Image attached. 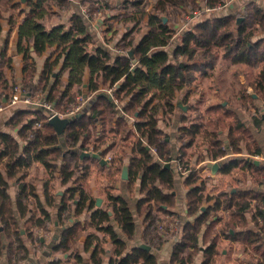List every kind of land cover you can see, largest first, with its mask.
I'll return each instance as SVG.
<instances>
[{
  "label": "trees",
  "instance_id": "trees-1",
  "mask_svg": "<svg viewBox=\"0 0 264 264\" xmlns=\"http://www.w3.org/2000/svg\"><path fill=\"white\" fill-rule=\"evenodd\" d=\"M24 1L27 9L19 10L24 15L18 21L12 15L8 18L11 27L15 26L17 30L16 48L22 53L23 83H29L34 92L44 93V99L59 112L70 108L77 95L83 94V88L88 99L81 114L64 127L62 140L53 125L48 123V111L39 107L19 108L6 120L9 128L16 129V135L0 131V164L5 173L0 171V257L4 258L5 264H18L27 256L28 247L19 232L18 219L27 213L28 194L33 197L32 201L39 211L37 218L33 215L30 217L32 224L44 228L48 221L49 213L39 203L32 187L21 181L27 168L37 162L49 175L58 173L62 183L72 180L75 185L68 187L60 199L57 219L64 224V228L54 250L69 248L72 235L79 227L71 214L74 216L86 209L88 225H93L102 235H107L115 247L116 264H155L153 253L141 246H134L123 254L127 243L116 233L114 224L127 235L134 230L133 213L123 196L107 191L108 203L104 208L94 207L93 200L85 204L87 195L82 192V180L87 171L85 167L83 171L78 168L80 152L91 146L94 152L100 151L103 155L110 152L118 140L122 145L128 139L131 140L132 151L126 163V181L135 184L138 180L139 183L136 213H145L143 242L158 247L167 238L159 234L154 220L161 213L172 212L171 208L175 205V173L170 166L172 146L168 135L159 126L162 113L172 111L178 99L182 103H189L197 94L190 86L196 85L197 78L212 68L219 56L256 67L257 74L252 86L260 100L264 101V8L250 0L236 12L221 16L203 13L185 22L184 27L176 33L173 26L175 19L179 17L183 20L187 12L197 10V0H156L148 11H145L147 0H117L126 14L121 21L132 26L118 39V48L113 53L96 44L89 25L90 19L83 17L79 9L71 11L70 0ZM81 1L89 5V10L96 8L97 0ZM113 1L103 0V3L105 7L112 8ZM222 1L205 0V3L213 6ZM13 6L18 7V1ZM117 7L114 4V8ZM67 13V18L62 19V15ZM118 14L120 12L112 13L106 19ZM145 16L142 24L148 29L134 42L129 33L137 28ZM174 39L176 42L170 51L167 48H171ZM7 40L8 35L4 38L0 52V101L8 98L13 87V83L9 84L4 76V68L8 65L5 56ZM47 50L49 53L42 68L37 71L34 56L42 55ZM65 73L67 76L64 80ZM263 114L259 112V117L254 116L252 122L255 125L264 122ZM201 117L198 113L192 118L186 115L179 118V145L176 151L183 157L186 148L199 136L203 143L207 141L208 155L214 159L224 156L227 149L223 147L218 132L206 129ZM234 119L233 125L228 124L231 151L241 152L240 139L248 137L254 145L250 147L246 142V151L250 154L262 153L260 144L248 128L240 119ZM38 122L39 126L36 125ZM233 162L234 159H230L221 170L229 169ZM166 163L169 166H165ZM243 163L256 169L257 176L262 177L260 185L264 186V163L256 165L245 159ZM121 165L122 159L117 155L115 167L120 169ZM17 174L19 177L16 179L20 182L14 207L18 216H15L7 188L8 179ZM182 176V183L187 186L185 198L188 219L182 224L180 238L172 245L171 264H194L199 252L201 259L198 264H211L214 254L218 252L217 236L228 235V229L231 227L234 231L236 225L245 228V212L251 209L255 228L234 231L229 236L234 238L242 233L247 241L262 239L264 192L241 191L236 196L232 194L225 197L229 218L217 228L219 217L211 211L214 212L218 207L219 199L216 198L211 207L202 209L205 198L203 183L198 181L192 168ZM76 190L78 197L73 202ZM253 198L255 201L252 204ZM257 217L261 218L260 223ZM68 219H72L70 224L65 223ZM212 231L215 234L212 235ZM104 236L90 232L83 243L84 250L92 248L89 254L91 264L101 263L106 241ZM25 237L31 243L40 241V237H34L33 229L29 227L25 228ZM153 237L158 238V241L148 242ZM73 257L71 264L83 261L79 254ZM58 262L53 260L46 264Z\"/></svg>",
  "mask_w": 264,
  "mask_h": 264
},
{
  "label": "crops",
  "instance_id": "crops-1",
  "mask_svg": "<svg viewBox=\"0 0 264 264\" xmlns=\"http://www.w3.org/2000/svg\"><path fill=\"white\" fill-rule=\"evenodd\" d=\"M19 3L18 7H14L13 3ZM72 2L76 0H71ZM225 0L222 1L224 3ZM250 0H230L227 4L220 8H215L210 11H204V7L208 5L205 3V0H197L199 4V8L195 10L196 16L205 13V15H213V16H221L223 14L229 12H236L242 9L245 3ZM264 8V0H254ZM147 2H151L150 0ZM79 3V4H78ZM116 4V3H112ZM81 1L78 0L76 4L72 5V10H77L81 6ZM147 7V6H145ZM23 8L27 9L24 0H0V52L1 47L4 42V38L8 35L7 46L5 56L8 60V65L4 68V76L7 82L15 83L19 82L23 79V71H22V53L17 51L16 42H17V30L15 26L11 27L9 23V16L12 15L17 21L24 15V12H19V10ZM148 8H145V11ZM131 10L130 9H126ZM70 11V12H71ZM69 12V13H70ZM67 13L65 15V19L69 15ZM108 16L105 14V17ZM105 17L102 15V18H95V21H90V29L94 35V39L97 45L104 46L113 53L116 51L117 41L125 32H127L126 24L123 23V27H114L111 30L110 27H105ZM117 16L110 18L109 20H114L116 22ZM196 17L195 19H197ZM104 19V20H103ZM146 19L144 17L143 21ZM180 20V22H179ZM140 21L139 29L132 30L129 33V36H133L134 42L137 41L142 34L148 29L145 25H143ZM117 22L118 21L117 18ZM184 19L181 20L176 18L174 21V28L176 29V33L184 27ZM116 24V23H115ZM123 28V29H122ZM113 35L112 31L116 30ZM115 34V35H114ZM119 35V36H118ZM264 36V33H263ZM176 40H173V44L167 49L171 51ZM49 50L45 51L42 55L34 56L35 65L38 70H41L43 62ZM33 55V53H32ZM1 57V55H0ZM59 65L57 66V69ZM257 74V68L252 67L243 63L233 62L229 58H223L219 56L213 67L208 69L206 73L200 75L196 80V85L190 86L192 90L197 93L190 100L189 104L191 105L193 102L197 100V103L205 105V110L213 111L216 108H221L223 110V115H231L230 119L233 118L240 119V116L234 111H246L247 109L253 110L254 106L257 108H261L263 106L264 101L260 100L258 94L254 91L252 82ZM66 73L63 76V79H66ZM15 81V82H14ZM110 91V89H108ZM85 88H83V94H85ZM260 102V103H259ZM197 103L195 105H197ZM262 103V104H261ZM194 105V104H193ZM189 105L182 103L179 99L176 100V106L172 111L168 113H162L161 121L159 122V126L165 131L167 127L174 129V133L169 134V140L171 146L175 143L179 145L178 141V127L180 126L179 118L182 115H186L190 118L194 117L199 113L198 108H195L194 111L196 113H189L187 111V107ZM218 108V109H219ZM175 109H177L179 114H174ZM18 110V109H17ZM200 110V109H199ZM16 111V109H8L4 112L0 113V131L8 132L12 135H16L15 128H9L6 125V120ZM234 112L235 115L229 114V112ZM227 112V113H226ZM241 112V116L243 113ZM189 114H192L189 116ZM251 114L253 115L254 112ZM213 116V115H212ZM221 116V115H220ZM214 117V116H213ZM211 117V118H213ZM221 117V118H222ZM254 117V115H253ZM252 119L246 124V127L250 131V134L253 136L255 130L260 131L259 127L264 125V122L255 125ZM210 118V122L212 121ZM219 118V117H218ZM216 118L214 121L218 120ZM171 120V121H169ZM229 122L231 124L233 121ZM242 120V119H240ZM221 123H224L221 120ZM244 121V120H242ZM175 126V128H173ZM221 129V128H219ZM222 131V130H219ZM224 134H226V141H223V145L226 146L227 152L224 156L218 157L216 159L212 158L207 154L206 145L207 141L203 143L201 140L199 141L197 138L191 142V144L186 148V158L193 165V170L198 176V181L203 183V202L201 204V208L211 207L214 204V201L219 199L218 207L215 211H211L215 216L219 217V220L216 222V227L221 226L228 218H229V208L226 207L225 197L235 195L241 191H262L264 192V186L260 185L262 177L257 176V171L254 167L248 166L243 163V159L245 155H249L251 158L256 159V165L264 163V160L261 161L258 157H262V154H250L245 149L246 142L249 143L250 147H253V141L248 139V137H244L240 139L239 146L242 148L241 152L233 153L228 144V126L223 129ZM167 134V132L165 131ZM258 138V137H257ZM259 143V138L257 139ZM261 140V139H260ZM130 139L126 142L117 141L114 147L110 152L105 153L103 155L100 154V158L103 159L104 162H101L99 158L92 156H79V160L77 161L78 168L80 171H87L86 176L82 180V192L87 195L85 200V204H88L90 200H93L94 207L104 208L107 203V191H113L115 194L123 196L129 207L133 213L134 220V230L131 234L127 235L126 232L121 230L119 226L114 224V229L116 233L123 238L127 247L123 251V254L128 252L130 248L134 246H141L142 244H146L143 242L142 232L144 227V212L140 214L136 213V199L140 196L138 192V180L133 183H127L126 181V163L129 160V155L132 151V144L130 143ZM122 146V147H121ZM261 147V146H260ZM91 148V146H90ZM103 148V146L101 147ZM177 149V147H176ZM176 150L174 149L171 152V157H174ZM201 153V154H200ZM110 155V161L106 159V156ZM117 155L122 159V164L120 169L115 167V162ZM113 159V160H112ZM230 159H234V162L231 164V167L226 170H221L225 163H228ZM248 160V159H245ZM170 166L173 168L176 167V162L174 158L170 160ZM250 161V160H248ZM218 162V166H212L213 163ZM191 169V167H189ZM177 170V169H176ZM176 170H174V190L173 193L175 195V205L171 208V210L176 214V216L180 219V225L178 227L177 232L174 236L167 238L162 241V243L158 247L150 246L149 248H144L153 253L155 258V264H171L170 263V253L172 249V245L176 240L179 239L181 235V227L183 222L188 219L186 215V198L185 192L187 186L182 183V177H178L176 175ZM0 171L5 175L3 171V167L0 164ZM125 175V176H123ZM19 177V174L14 178L8 179V188L7 192L12 200V206L14 215L18 216L15 207V198L18 191L19 180L16 179ZM21 181H24L29 187L31 186L39 203L42 207H44L48 213L49 218L46 221V225L44 228L37 227L33 223V220L30 218L32 215L34 218L39 216V211L36 207V203H33L30 194L27 196L28 210L27 213L23 216V218L18 219L19 222V232L24 238L28 253L24 261L19 262L18 264H46L49 261L58 260L57 264H71L73 261V256L75 254H79L82 256L83 261L79 264H91L89 259V254L92 248H88L84 250L83 243L87 237V235L92 232L96 233L98 236L102 237L101 232L97 231L93 225H88V216L87 210L83 209L82 212L77 215H72V218L79 223V227L73 233V237L69 242V248L67 250H54V245L57 242V238L61 231L64 228V224H62L57 219V210L60 205L61 197L66 193V189L68 187H74V183L72 180H69L66 183H62L58 173H54L52 176L49 175L47 170L37 162H33L28 168L27 173L21 178ZM166 191V190H165ZM236 196V195H235ZM78 191H74L73 202L77 201ZM208 197V198H207ZM49 202V204L46 201ZM235 199V198H234ZM255 198L251 200L250 203H254ZM251 204V205H252ZM253 213V209L245 212V217L247 221V226L245 228L234 226V231L238 232L248 229H254L253 222L251 220V215ZM72 219H68L65 223L70 224ZM257 221L260 223L261 218L257 217ZM33 229V236L35 237L37 233L43 232V234H47L45 239L42 236L40 237V241H34V243L29 242L25 237V228ZM228 235L219 234L217 236V253L213 256V261L211 264H264V234L261 233V240L255 241H247L244 234H240L235 236L234 238H230L231 234L234 232L230 227ZM212 235L215 234L213 231ZM230 235V236H229ZM106 241L104 242V252L101 255V263L100 264H116L117 257L115 256L114 249L115 247L110 242L109 237L107 235L104 236ZM35 242L37 243L35 245ZM148 245V244H147ZM204 246V245H203ZM202 246V247H203ZM201 259V253L199 252L195 257L194 264H198ZM0 262L5 264L4 258L0 257Z\"/></svg>",
  "mask_w": 264,
  "mask_h": 264
},
{
  "label": "built area",
  "instance_id": "built-area-1",
  "mask_svg": "<svg viewBox=\"0 0 264 264\" xmlns=\"http://www.w3.org/2000/svg\"><path fill=\"white\" fill-rule=\"evenodd\" d=\"M149 1V0H147ZM146 1V6L147 3L149 4V6L151 7L156 0H150L151 2H147ZM230 0H225L224 3H217L213 6H209L206 5L204 7V11H210L212 9L215 8H220L222 6H224L225 4H227ZM95 6L96 9L93 10V15L95 18L99 17L102 18L101 12H100V8H99V1L95 2ZM149 9V8H148ZM79 11L80 13L83 15V17H85L86 19L89 18V8L85 5H81L79 7ZM196 11H192V12H187L184 15V21L187 22L189 20H192L195 16H196ZM32 91V87L31 85L28 84H24V83H16L13 85L12 89L10 90L9 96L8 98L0 101V113L4 112L8 109H19V108H26V107H30V108H41L44 109L46 111H48V115H47V120L48 118H50L53 115H57L59 117H73L74 115H76L78 112H80L82 110V108L84 107V105L86 104V101L88 99V97L86 96V94H81L77 97V102H75L70 108H68L66 111L64 112H59L57 110H55L53 108L52 103L46 101L44 99V93L40 92L39 94H36L35 96H33V94L31 93ZM38 91H36L37 93ZM37 126L40 125V123H36ZM224 148H226L225 145H223ZM86 151H93L92 148L86 150ZM172 158H174V161L176 162V169H178L180 171L181 174H186L190 168L188 167H183L179 162H180V153L177 152L174 157H171L170 160H172ZM106 159L108 161L111 160V156L107 155ZM154 225L157 229V231L159 232V234H161L163 237L165 238H169L171 236H174L175 233L178 230V227L180 225V219L176 216V214L172 211V212H167V213H161L159 214L155 220H154ZM180 238V237H179ZM155 241H158V238L153 237L151 240H148V242L153 243Z\"/></svg>",
  "mask_w": 264,
  "mask_h": 264
},
{
  "label": "rangeland",
  "instance_id": "rangeland-1",
  "mask_svg": "<svg viewBox=\"0 0 264 264\" xmlns=\"http://www.w3.org/2000/svg\"><path fill=\"white\" fill-rule=\"evenodd\" d=\"M71 1V0H70ZM78 0H76L75 2L73 1H71V4L73 5L74 3L76 4V2H77ZM81 1V0H80ZM97 1H99V8H100V12H101V15H103L104 17H105V14H107V15H111L112 13H114V14H116V13H119L120 12V14H118V16H117V18H118V21H121L122 19L121 18H124V16L126 15V14H124L125 13V9H123L119 4L120 3H118L117 2V0H114L112 3H116V5L118 6L117 8H114V4H113V7L111 8V7H105V5H104V3H103V0H97ZM79 4V3H78ZM81 4L82 5H85V6H87L88 8H89V5L87 4V3H83L82 1H81ZM96 7V6H95ZM145 8H151L150 6H149V4L147 3V7H145ZM96 9V8H95ZM146 11H148V9L146 10ZM93 10H89V18H87V19H90L89 21H95L94 19H95V17H94V15H93ZM123 13V14H122ZM65 15L66 14H63L62 15V19H65ZM117 18H116V22H114V20L115 19H113V20H107L106 19V17H105V20H104V22H105V27H107V25H112V27H110L111 28V30H113V28L114 27H117V28H119V27H123V22L121 21L120 23L119 22H117ZM178 19H180L179 17H178ZM176 20V19H175ZM143 21V20H142ZM179 22H180V20H179ZM116 23V24H115ZM142 23V22H141ZM132 26V24L131 23H127L126 24V29H127V27H131ZM141 26H139V24H138V26H137V28H136V30L137 29H139ZM123 29V28H122ZM129 29V28H128ZM127 29V30H128ZM115 31H117V29L116 30H114V31H112V34L111 35H113V33L115 32ZM115 35V34H114ZM134 35L135 34H133V37H134ZM119 36V35H118ZM119 39V38H118ZM23 79L22 80H20L19 82L17 81V82H15V83H13V85L14 84H16V83H23ZM41 91H38L37 93L36 92H34L33 91V89H32V91H31V93L33 94V96H35L36 94H39ZM80 95V94H79ZM79 95H77V97L79 96ZM77 97H76V101L75 102H77ZM197 103V100L195 101V102H193L191 105L189 104V103H187L189 106L187 107V111L189 112V113H196V111H194L195 110V108H198V111H199V114L202 116L201 118H202V120H203V122H204V127L206 128V129H214V130H216L217 132H218V137L220 138V139H222V141H226L227 140V138H226V134H224V132H223V129H225V128H227V126H228V124H229V122H230V117H231V115H224V117H222V115L225 113H223V110L221 109V108H216V109H214L213 111H210V110H205V105H201V104H199V103H197V105H195ZM260 103V102H259ZM74 104V103H73ZM72 104V105H73ZM194 104V105H193ZM71 105V106H72ZM70 106V107H71ZM200 109V110H199ZM251 111H252V113L254 112V116L255 117H259V116H257L258 115V113L260 112V113H264V104H263V106H261V108H257L256 106H254V109L253 110H249V109H247L246 111H239V110H236V111H234L235 113H237L239 116H240V119H242V120H244V121H242L243 122V124L246 126V124H248L249 125V121L252 119V117H253V115L251 114ZM229 112V111H228ZM234 112H229V114H232V116H234L235 115V113ZM241 112L243 113V115L241 116ZM180 112H178L177 111V109H175V111H174V114H179ZM223 113V114H222ZM227 113V112H226ZM192 114H189V116H191ZM214 117H213V116ZM221 115V116H220ZM211 117H213V118H211ZM219 117V118H218ZM222 117V118H221ZM262 117L264 118V114L262 115ZM210 118H211V122H210ZM216 118H218V120H216V122L214 121ZM221 120H223V122L224 123H221L222 121ZM234 118H233V120H231V121H233L234 122ZM169 121H171V120H169ZM233 122H232V125H233ZM173 128H175V126H173ZM219 128H221V129H219ZM258 128H260V131L258 130L257 131V129L255 130V132H254V134H253V136L255 137V138H259V144H260V146H261V154H262V157H258L259 159H261V161L262 160H264V125H262V127H259L258 126ZM219 130H222V131H219ZM165 131L167 132V135H168V138H169V134L171 135V133H174V129H171V128H169V127H167L166 129H165ZM197 138V137H196ZM257 138V139H258ZM198 139H199V141H200V137L198 136ZM261 139V140H260ZM176 147H178V145H176L175 143L173 144V146H172V150L174 149V151L175 150H177L176 149ZM187 151H189V150H187L186 149V152ZM175 154L177 153V151L176 152H174ZM201 154V153H200ZM171 163V162H170ZM183 167H191V168H193V165L188 161V159L186 158V154H184V156L183 157H181L180 156V162H179ZM174 170H176V167L174 168ZM176 174L178 175V177H182V175L183 174H181L180 173V171L177 169L176 170ZM180 175V176H179ZM38 235H40V236H42V238L43 239H45V237L47 236V234H43V232L41 233V232H39V233H37L36 234V236H38ZM35 236V237H36ZM38 243V242H37ZM36 242H35V245L37 244Z\"/></svg>",
  "mask_w": 264,
  "mask_h": 264
},
{
  "label": "water",
  "instance_id": "water-1",
  "mask_svg": "<svg viewBox=\"0 0 264 264\" xmlns=\"http://www.w3.org/2000/svg\"><path fill=\"white\" fill-rule=\"evenodd\" d=\"M91 101V99H90ZM49 111V109H48ZM81 113L78 112L76 115H74L73 117H59L57 115H53L51 116L50 118H48V123H50L51 125H53V127L55 128L56 132L60 135L59 138L60 140H62V131L64 129V127L66 126V124L73 120L76 116L80 115ZM80 156H92V157H96V158H99L101 162H104L102 158H100V151H97V152H94V151H81L80 152ZM245 159H248L250 161H253L254 163H257V160L256 159H253L251 158L249 155H245L244 156ZM219 163L218 162H215L212 164V166H218ZM165 166H169L168 163L165 164ZM125 176V175H123ZM141 247L143 248H149V245L147 244H142Z\"/></svg>",
  "mask_w": 264,
  "mask_h": 264
}]
</instances>
